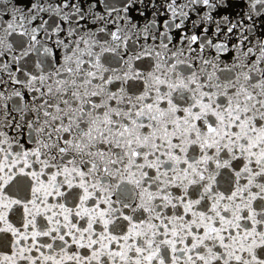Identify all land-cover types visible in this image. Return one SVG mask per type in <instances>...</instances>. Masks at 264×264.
I'll list each match as a JSON object with an SVG mask.
<instances>
[{"label": "snow or ice", "instance_id": "obj_1", "mask_svg": "<svg viewBox=\"0 0 264 264\" xmlns=\"http://www.w3.org/2000/svg\"><path fill=\"white\" fill-rule=\"evenodd\" d=\"M0 264H264V0H0Z\"/></svg>", "mask_w": 264, "mask_h": 264}]
</instances>
